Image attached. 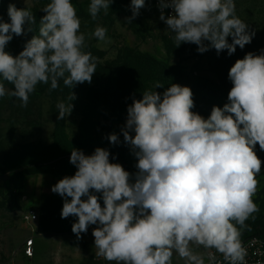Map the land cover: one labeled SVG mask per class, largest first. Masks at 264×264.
Returning a JSON list of instances; mask_svg holds the SVG:
<instances>
[{
  "label": "clouds",
  "instance_id": "clouds-1",
  "mask_svg": "<svg viewBox=\"0 0 264 264\" xmlns=\"http://www.w3.org/2000/svg\"><path fill=\"white\" fill-rule=\"evenodd\" d=\"M111 3L90 0L88 13L95 20ZM130 7L129 23L145 0H131ZM166 8L172 9L167 16ZM159 9L176 47L190 43L199 53L214 48L231 56L255 36L236 14L235 0H159ZM41 10L38 34L16 56L6 51L8 43L13 35L33 32L36 17L30 7L14 3L8 22L0 16V98L13 97L27 107L37 85L50 84L52 92L62 81L70 89L67 102L56 104L57 119L64 120L73 110L71 89L91 83L98 58L85 50L72 0H50ZM90 36L112 42L102 26ZM228 79L233 85L228 103L213 106L207 118L192 111L187 86L171 84L159 93L155 89L164 85L157 82L142 99H133L121 132L137 158L134 178L110 162L105 148L91 155L71 151L77 171L51 191L64 198L61 218L77 217L71 228L77 239L96 225V257L114 264H174V257L177 264H247L242 237L252 231L247 221L259 212L253 200L262 170L256 145L264 151V49L236 60ZM107 139L120 143L116 133ZM95 193L102 194L103 206Z\"/></svg>",
  "mask_w": 264,
  "mask_h": 264
},
{
  "label": "rangeland",
  "instance_id": "rangeland-1",
  "mask_svg": "<svg viewBox=\"0 0 264 264\" xmlns=\"http://www.w3.org/2000/svg\"><path fill=\"white\" fill-rule=\"evenodd\" d=\"M49 2L50 0H0V16L5 22L9 21L7 13L10 3H14L17 8H31L37 21L34 31L21 36L13 35L14 39L22 38V43H26L33 35L38 34L39 20L45 15L41 8ZM72 3L81 19L80 31L86 36L85 50L95 57L102 56V59H98L99 64L116 60L126 50L150 55L171 68L181 70L184 75L203 82L205 87L198 88L200 93L210 91L216 94L213 100L215 104L220 96L228 100V93L233 86L228 79V72L236 60L242 59L248 52L260 54L264 49V0H238L236 14L249 25L250 31H255V36L243 49L237 46L236 52L231 56L227 50L218 54L214 48L199 53L197 45L190 43H182L176 47L172 33L167 31V25L159 19L160 14L154 7V0H145V7L140 9L139 15L131 23L126 19L132 17L131 0H112L107 14L101 10L95 20L88 13L90 0H72ZM97 26L107 29V36L112 41L110 44L105 45L90 36ZM228 40L231 43L232 38L229 37ZM6 48L8 49V45ZM19 51L22 50L18 49L12 55H18ZM148 78L147 72L140 77V82L135 87L138 95L136 99H142L143 91L154 90L157 82L148 81ZM155 91L163 93L164 90L161 87ZM31 95L34 103L29 102L27 107H21L20 101L13 97L0 98V264H114L96 257L94 247L89 250L88 255L80 257L82 260H75L74 256L37 255L34 252L32 257H27L24 254L25 242L29 239L26 230H32V226L23 222L22 213L29 209L36 210L25 197V177L39 170L51 171L49 166L53 165L55 157L65 159L63 163L57 164L56 174L73 176L77 169L70 163V156L65 158L57 155L74 149L81 150L77 147L80 133L85 143L82 146L84 154L91 153L92 147H102L109 150L110 162L121 164L133 174V178L137 171V158L131 147L124 143L121 132L127 118L113 120L114 101L110 97L104 96L94 101L73 100L71 115L58 120L56 104L60 100L67 102V98L63 99L56 92L37 87ZM197 100L203 108L192 111L207 118L213 105L201 96ZM112 133L119 136V144L113 145L107 139ZM131 134L134 135V132ZM76 135L78 140H69ZM53 139L54 142L49 144ZM255 151L262 160V170L257 176L258 189L253 197L259 212L254 214L255 220L247 221L252 231H246V234L264 230V151L260 150L258 144ZM54 200L56 206L61 201L64 202V198L58 194L54 196ZM36 211L40 216L39 207ZM174 264H177L175 257Z\"/></svg>",
  "mask_w": 264,
  "mask_h": 264
},
{
  "label": "trees",
  "instance_id": "trees-1",
  "mask_svg": "<svg viewBox=\"0 0 264 264\" xmlns=\"http://www.w3.org/2000/svg\"><path fill=\"white\" fill-rule=\"evenodd\" d=\"M24 44L25 43H22V38H13L8 43V49L6 48V51L12 55L14 54L12 52H17L18 49L23 50ZM97 58L102 59V56ZM145 72L149 74V78L147 80L160 82L164 85V91L167 87H170L171 84H179L181 86L190 87L195 104L193 109L196 111L203 108L201 103L197 100L199 96L204 97L207 103L221 108L224 104L228 103V100L224 98V96L219 97L217 104H215V102L213 103V100L216 98V94L210 91H207L205 94H201L198 89L200 87H205L203 86V82L184 75L181 70L171 68L165 62H160L150 55L142 54L135 50H126L121 52L118 58L112 62H105L103 64L97 63L96 72L93 75L91 83L85 82L82 84H76L71 91L75 93L74 100L78 101H94L96 98H102L104 96L110 97L114 101L113 106L115 118L113 120H124L127 118V107L132 103L133 99H136L138 96L135 92V87L137 83L140 82V77ZM49 87L50 84L37 85V88L40 90H46L48 92ZM52 92L60 94L62 98L65 99L70 94V89L65 87L61 81L60 87ZM29 102H31V104L34 103L31 94ZM79 137L80 141L77 144V147L84 152L85 150H83L84 148L82 146L85 143L83 142L82 133H80ZM91 149V153L87 154L91 155L94 152L95 148L92 147ZM57 156L68 158L71 156V151L59 153ZM263 231L264 230H258L257 233H262Z\"/></svg>",
  "mask_w": 264,
  "mask_h": 264
},
{
  "label": "crops",
  "instance_id": "crops-1",
  "mask_svg": "<svg viewBox=\"0 0 264 264\" xmlns=\"http://www.w3.org/2000/svg\"><path fill=\"white\" fill-rule=\"evenodd\" d=\"M52 134L54 138V130ZM78 139V135L74 139L69 138L70 141ZM53 142L54 139L49 144ZM63 161V158H55L52 161L54 162L53 165L49 166L51 171L39 170L25 177L23 184L25 197L30 204L34 205L36 210L38 207L40 210L38 221L31 225L32 230H26V234L27 239L32 237L34 252L37 255L74 256L76 257L75 260H82L80 257L88 255L89 250L94 247L92 231L96 225H90L87 233H82V238L77 239L71 230L77 217L61 218L63 202L61 201V204L56 206L57 203L54 200L56 193H53L51 188L65 177L55 172L57 164H61ZM95 194L100 196V193ZM99 202L103 206L102 197Z\"/></svg>",
  "mask_w": 264,
  "mask_h": 264
},
{
  "label": "built area",
  "instance_id": "built-area-1",
  "mask_svg": "<svg viewBox=\"0 0 264 264\" xmlns=\"http://www.w3.org/2000/svg\"><path fill=\"white\" fill-rule=\"evenodd\" d=\"M238 0H235L237 6ZM154 7L157 13H160L159 0H154ZM172 9H164V14L167 16L171 14ZM39 219V215L36 210L29 209L22 213V220L28 225L36 223ZM244 246L247 249L248 255L246 257L247 264H264V231L262 233H244L243 237ZM24 254L27 257L34 255L33 239L29 238L25 242Z\"/></svg>",
  "mask_w": 264,
  "mask_h": 264
}]
</instances>
